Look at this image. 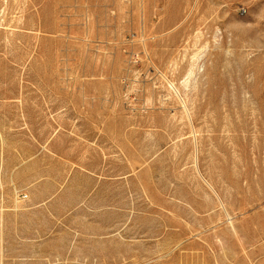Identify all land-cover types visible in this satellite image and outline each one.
Returning a JSON list of instances; mask_svg holds the SVG:
<instances>
[{
    "label": "rangeland",
    "instance_id": "obj_1",
    "mask_svg": "<svg viewBox=\"0 0 264 264\" xmlns=\"http://www.w3.org/2000/svg\"><path fill=\"white\" fill-rule=\"evenodd\" d=\"M0 264H264V0H0Z\"/></svg>",
    "mask_w": 264,
    "mask_h": 264
},
{
    "label": "bare ground",
    "instance_id": "obj_2",
    "mask_svg": "<svg viewBox=\"0 0 264 264\" xmlns=\"http://www.w3.org/2000/svg\"><path fill=\"white\" fill-rule=\"evenodd\" d=\"M199 56H200V54L199 53H196V54H194V60H198V58H199ZM197 62V61H196ZM191 64H192V62H191ZM193 64H195V61L193 62ZM195 66V65H194ZM192 67V66H191ZM193 72H194V69H191V71H190V75L191 74H193ZM189 74V73H188ZM189 75V76H190ZM186 77H188L187 75H186ZM185 77V78H186ZM189 80H190V77H189ZM188 80V81H189ZM170 83H171V81H170ZM183 85H184V81H183ZM188 85V84H187ZM172 86H173V84H172ZM174 86H176V84L174 85ZM173 88V87H172ZM176 89V88H175ZM174 91V90H173ZM176 91H177V89H176Z\"/></svg>",
    "mask_w": 264,
    "mask_h": 264
},
{
    "label": "built area",
    "instance_id": "obj_3",
    "mask_svg": "<svg viewBox=\"0 0 264 264\" xmlns=\"http://www.w3.org/2000/svg\"><path fill=\"white\" fill-rule=\"evenodd\" d=\"M242 10H245V8H243Z\"/></svg>",
    "mask_w": 264,
    "mask_h": 264
}]
</instances>
